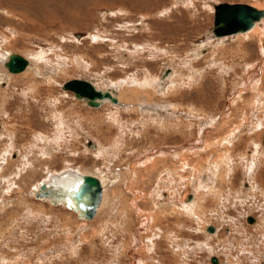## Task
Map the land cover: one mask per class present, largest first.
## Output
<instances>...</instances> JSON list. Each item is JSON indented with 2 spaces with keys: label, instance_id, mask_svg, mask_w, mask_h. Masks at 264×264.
I'll list each match as a JSON object with an SVG mask.
<instances>
[{
  "label": "rangeland",
  "instance_id": "374dc122",
  "mask_svg": "<svg viewBox=\"0 0 264 264\" xmlns=\"http://www.w3.org/2000/svg\"><path fill=\"white\" fill-rule=\"evenodd\" d=\"M225 2L264 8L0 0V264H130L139 228L141 264H264V63L240 89L264 39L216 38ZM16 55L23 70L9 67ZM69 79L117 102L92 107ZM163 147L174 150L139 160ZM67 170L103 178L93 219L38 194ZM144 212L158 218L143 227Z\"/></svg>",
  "mask_w": 264,
  "mask_h": 264
},
{
  "label": "bare ground",
  "instance_id": "6f19581e",
  "mask_svg": "<svg viewBox=\"0 0 264 264\" xmlns=\"http://www.w3.org/2000/svg\"><path fill=\"white\" fill-rule=\"evenodd\" d=\"M226 3V2H225ZM229 4H233V3H229ZM243 4H246V3H243ZM246 5H249V6H251V7H254V8H256V9H264V8H259V7H257V6H254V5H250V4H246ZM242 32H247L248 34H254V33H259L260 34V32H262L261 34H263V36H262V38L260 39V40H263L264 39V16H262V17H260L257 21H255L254 23H253V25H252V27L251 28H249V29H247L246 31H242ZM238 33H240V32H237V33H229V34H223V35H216L215 37L217 38V36L218 37H227V36H232V35H236V34H238ZM237 36V35H236ZM261 49H262V52H263V56H264V42H261ZM14 58H17V55L16 56H13L12 58H10V60L8 61L9 62V67L11 68V69H14V70H23L25 67H27V65H28V63H27V61H26V59L25 58H23V57H21V58H23L24 60H25V65H24V67L22 68V69H17V68H15V67H13L12 65H11V61L14 59ZM263 63H264V57H263V59H262V61H260V62H258V63H256V64H254V65H252V66H248V69H247V74H246V79H245V81H244V83L242 84V88H240L241 90H245L246 88H248V87H250V88H252V89H254L257 85H256V83L258 82V80H259V75H260V73H259V70L262 68L261 67V65H263ZM264 69V68H263ZM171 73V72H170ZM164 77H165V75H164ZM82 80V79H81ZM83 81H86V80H83ZM88 82V81H87ZM88 83H90V81L88 82ZM92 86H93V88L94 89H96L97 91H100L101 93H109V95H111L112 97H114L110 92H108V91H102L101 89L99 90V89H97L92 83H90ZM99 86V85H98ZM66 90H68V89H66ZM256 90V89H255ZM72 91V90H71ZM240 91V90H239ZM74 92V91H73ZM75 93V92H74ZM76 94V93H75ZM77 95V94H76ZM78 97H82V98H87V97H85V96H81V95H77ZM115 98V97H114ZM88 99V98H87ZM106 99H110L109 97H106V96H103V97H101V98H99V99H96L97 100V102H98V106H99V102H100V100L102 101V100H106ZM116 99V98H115ZM111 100V99H110ZM103 102V101H102ZM113 102H117V99H116V101H113ZM97 106V107H98ZM213 124V123H212ZM208 130V129H207ZM204 135V134H203ZM55 140V139H54ZM199 141H198V143H196V144H192V145H186L187 146V148H186V150H189V148H193V150L194 149H196L198 146H200L201 145V143H202V138H201V134H200V137H199V139H198ZM202 146V145H201ZM195 147V148H194ZM199 148V147H198ZM197 148V149H198ZM201 148V147H200ZM183 149L185 150V148H184V146H183ZM174 150V148L172 147H163V148H160V149H156V150H154L153 152H151V153H146V154H144L143 155V157L141 158V159H139L142 163H147L148 161H151V160H155V158L157 157V156H160V157H162V156H164L165 155V153L166 152H168V151H173ZM180 153H181V151H180ZM168 154V153H167ZM172 154H174V153H172ZM139 160H137V162L139 161ZM157 160H158V158H157ZM138 163H140V162H138ZM137 164V163H136ZM145 165H147V164H145ZM79 170V169H78ZM78 170L76 171V170H67V171H62L63 173H56V174H53L52 173V175L50 174V175H48V177L45 179V181L43 182H41V184L42 183H44L45 184V187H46V189H47V193H45V194H42L41 193V191L39 190V193L38 194H40L41 196H42V198L43 199H46V198H48L52 203H54V204H61V205H64L65 207H67V208H69V209H71V210H73V211H75L77 214H78V216H79V218H81V219H83V220H91V219H93L94 217H95V215L97 214V211L99 210L98 208H99V206L101 205V201H102V198H103V189H104V186H106L105 185V183H103L104 182V180L102 181V179H101V177H99L98 175H95V174H92V173H87V174H85V173H83V172H81V171H79L78 172ZM83 175H90V176H93V177H95V178H97L98 179V181H99V184H100V187H101V189H100V195H99V200H98V203H97V205L95 206V210H94V212H93V214L90 216V217H86L85 215H84V213H83V211L81 210V207H80V204H79V202L80 201H83V203H87V201H86V195H83L82 196V198H81V200H77L76 199V197H75V193H76V191H77V189L79 188V186H80V183H81V181H82V176ZM224 180V179H223ZM40 184V185H41ZM39 185V186H40ZM37 186V185H36ZM36 189V188H35ZM106 189V188H105ZM36 191V190H35ZM38 192V191H37ZM162 195V194H161ZM105 196V195H104ZM193 196L194 195H191V194H188L187 193V195H185V197H184V199H183V202L184 203H186V202H188L189 203V201H191L192 199H194V202L196 201V199L195 198H193ZM46 197V198H45ZM195 197V196H194ZM196 197H197V195H196ZM167 198V197H166ZM199 198V197H198ZM198 198H197V201H198ZM135 202V201H134ZM183 203V204H184ZM135 204V203H134ZM136 210H137V208H136ZM176 210V209H175ZM174 210V211H175ZM160 211V210H159ZM162 211V210H161ZM164 212V211H163ZM162 212V213H163ZM75 213V214H76ZM141 215V217L143 216V217H145V222H144V224H143V227L145 226V225H147V226H149L150 224H153L152 222H153V220L155 221V219L156 218H158V217H156L155 218V215L154 214H152V212L150 213H143V214H140ZM139 215V216H140ZM160 215V214H159ZM164 215V214H163ZM156 216H158L157 214H156ZM165 216V215H164ZM162 217V216H161ZM155 218V219H154ZM142 227V228H143ZM146 227V226H145ZM158 227V226H157ZM214 230V228L213 227H211V229H209V231H213ZM141 231V229L139 228V229H137V231H135L136 233H134V236H133V239H135V245H133L132 247H130V249L128 250V256L130 257V264H141V263H143L144 261H145V257H142L140 254V256H138L137 255V252H136V250H137V246L136 245H138V244H136V243H139L140 242V237H139V233H141L140 232ZM207 236H209V234L207 235ZM171 242V241H170ZM202 246V245H201ZM135 247H137L136 249H135ZM140 249V248H139ZM208 249V248H207ZM206 249V250H207ZM212 249V248H211ZM195 251V250H194ZM146 253H147V251H146ZM145 255V254H144ZM216 259L215 258H213V263H214V261H215ZM146 262V261H145ZM183 262V261H182Z\"/></svg>",
  "mask_w": 264,
  "mask_h": 264
},
{
  "label": "water",
  "instance_id": "95a60500",
  "mask_svg": "<svg viewBox=\"0 0 264 264\" xmlns=\"http://www.w3.org/2000/svg\"><path fill=\"white\" fill-rule=\"evenodd\" d=\"M262 16H264V9H256L243 3H219L214 5L212 32L215 35H223L246 31ZM11 65L17 69H22L25 65V60L21 57L14 58L11 61ZM62 86L64 89L74 91L77 95L87 97L88 105L92 107H97L98 102L96 99L103 96L116 101L109 93H101L94 89L90 83L80 79H69ZM100 189L97 178L90 175L82 176V181L75 193V197L77 200H81L82 196L86 195L87 203L79 202L81 210L86 217H90L93 214L99 200ZM39 190L42 194L47 193L44 183L39 186ZM208 228L211 229V227Z\"/></svg>",
  "mask_w": 264,
  "mask_h": 264
}]
</instances>
